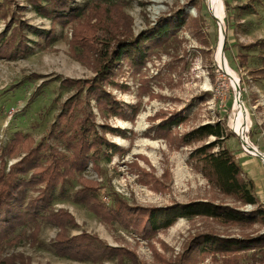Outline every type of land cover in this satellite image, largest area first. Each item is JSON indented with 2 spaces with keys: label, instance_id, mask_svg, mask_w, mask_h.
Masks as SVG:
<instances>
[{
  "label": "rangeland",
  "instance_id": "rangeland-1",
  "mask_svg": "<svg viewBox=\"0 0 264 264\" xmlns=\"http://www.w3.org/2000/svg\"><path fill=\"white\" fill-rule=\"evenodd\" d=\"M97 1L101 0H72L78 7L92 6ZM221 2L225 10L222 25L212 14L209 0H121L130 19L127 28H131L135 35L151 29L159 19L173 17L177 13L184 12L186 21L164 48L153 51L141 70L134 71L123 61L114 73V80L120 87H108V91L128 107H138L139 112L133 122L114 117L106 120L92 103L99 124L127 132L125 138L106 135L110 142L126 153L115 155L110 163L101 158L99 164L103 177L99 178L92 164L86 171L87 178L104 181L102 199L105 202L109 203L111 184L113 191L128 202L143 207L210 201L245 212L255 209L221 195L192 166L190 155L200 144L178 148L177 143L154 135V128L161 123L159 116L164 114L167 118L175 115L186 118L187 121L178 127L177 136L201 125L219 122L227 128L228 134L233 133L226 146L242 165L244 177L255 183L256 196L264 205V49L257 47L247 52L239 47L264 40V0ZM0 4L9 12L7 20L0 18V35L10 36L19 21L32 29L52 30L51 21L36 13L25 0H0ZM223 34L227 62L224 60L221 64L219 55ZM24 35L31 48L30 53L15 59L0 58V155L16 132L30 136L36 145L47 138L46 144L65 151L63 140L48 139L51 126L63 110L62 105L76 93L74 87L63 86V82L90 80L95 74L73 57L71 26H57L54 38L49 42L39 39L26 27ZM245 53L249 54V60L241 66L238 55ZM234 80L239 82V87ZM238 91L251 118L246 138L239 135L232 125ZM245 139L249 145L245 144ZM211 141L214 140H209V143ZM251 148L257 149L262 156L254 154ZM22 157L24 155L8 159V170ZM133 163L153 174L159 185H144L141 182L143 175L130 168ZM77 189L78 184L74 183L68 187L67 196L54 203L55 210L64 209L74 216L78 226L69 228L70 233L78 235L86 231L111 246L136 250L145 264H162V258L174 264L183 253L184 246L199 233L210 232L231 238L264 235V224L222 226L203 218L192 221L180 219L152 240L156 252L135 232L118 225L108 227L85 206L76 204L73 196ZM23 231L17 242L1 249L3 258L20 256L31 264H93L59 258L52 248L58 230L50 224L41 222L36 244L28 238L33 229ZM245 250L248 251L236 256L219 255L215 258L213 255H199L192 264H264V243ZM233 258L237 261H232ZM102 264H117V261L108 260Z\"/></svg>",
  "mask_w": 264,
  "mask_h": 264
},
{
  "label": "trees",
  "instance_id": "trees-1",
  "mask_svg": "<svg viewBox=\"0 0 264 264\" xmlns=\"http://www.w3.org/2000/svg\"><path fill=\"white\" fill-rule=\"evenodd\" d=\"M7 2V1H6ZM36 13L51 21L52 30L46 32L28 27L22 21L10 34L0 35V58L15 59L31 52L24 35L25 27L36 37L47 42L54 38L57 26L73 29L70 48L73 57L90 68L95 77L90 80H65L63 86L74 87L76 93L62 105V112L51 126L48 139L63 140L66 150L46 144L47 138L39 142L21 132H16L0 155V264H31L20 256L2 257V248L13 245L26 229H33L28 238L37 243L41 222L52 225L58 233L52 243L55 254L62 259L102 264L116 260L117 264H145L136 250L126 246L114 247L97 235L86 231L72 235L69 228L77 227L74 216L64 209L55 210L54 203L67 196L68 187L74 183L78 189L74 202L85 206L97 219L108 227L119 226L138 234L153 251L152 240L160 232L172 228L180 219L192 221L203 218L222 226L264 224V205L256 196V186L244 177L242 165L226 142L233 137L220 122L201 125L184 135L177 136L178 127L186 122L179 115L159 116L161 123L154 128V135L177 143L180 147H196L191 155L192 166L218 192L235 200L242 206L255 207L245 212L210 201H195L187 204L176 203L166 207H143L131 204L117 194L109 184V203L102 199L103 182L86 177L92 164L94 172L103 177L99 164L101 158L111 162L115 155H125L126 151L110 142L106 135L125 138L126 130L99 124L93 110L95 103L104 119L121 118L133 122L138 115V107L117 101L108 87L119 88L114 73L124 62L132 70L145 67L155 49L164 48L179 29L185 25L184 12L173 17L159 19L154 27L135 35L127 28L129 17L124 12L121 0H101L92 6L78 7L72 0H25ZM8 4V2H7ZM8 11L0 4V18L7 20ZM243 51L257 47L264 49V40L250 45H239ZM239 64L245 66L249 54H239ZM124 61V62H123ZM131 108V110H129ZM213 139L209 143V140ZM48 143V142H47ZM22 159L7 168V160ZM137 169L144 185H159L155 176ZM34 193L36 197L32 196ZM32 194V195H31ZM264 243V235L258 238H231L215 233H199L184 246L183 253L174 264H192L199 255L227 256L259 247ZM159 255V254H157ZM17 259V260H16ZM234 262L237 258H233ZM162 264H171L162 258ZM234 264V263H229Z\"/></svg>",
  "mask_w": 264,
  "mask_h": 264
},
{
  "label": "bare ground",
  "instance_id": "bare-ground-1",
  "mask_svg": "<svg viewBox=\"0 0 264 264\" xmlns=\"http://www.w3.org/2000/svg\"><path fill=\"white\" fill-rule=\"evenodd\" d=\"M209 5L211 12L214 16H216L219 21L221 22L220 25L223 24V18L225 16L224 5L222 4L221 0H209ZM219 60L221 64L224 63L223 53L220 51ZM251 118L249 116V112L247 109L242 105L239 91L237 93V100H236V107L235 111L232 115V125L236 132L241 135L243 138H246V133L250 128ZM245 144L249 145L248 141L245 139ZM254 154H256L254 152Z\"/></svg>",
  "mask_w": 264,
  "mask_h": 264
},
{
  "label": "water",
  "instance_id": "water-1",
  "mask_svg": "<svg viewBox=\"0 0 264 264\" xmlns=\"http://www.w3.org/2000/svg\"><path fill=\"white\" fill-rule=\"evenodd\" d=\"M224 47H225V35L223 34V41H222L221 51H222V53H223V58H224L225 62H227L226 59H225V57H224ZM234 84H235L237 87H239V82H238L237 80H234ZM251 149H252L257 155L262 156L261 153H260L257 149H255V148H251ZM263 158H264V157H263Z\"/></svg>",
  "mask_w": 264,
  "mask_h": 264
}]
</instances>
